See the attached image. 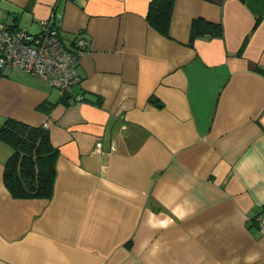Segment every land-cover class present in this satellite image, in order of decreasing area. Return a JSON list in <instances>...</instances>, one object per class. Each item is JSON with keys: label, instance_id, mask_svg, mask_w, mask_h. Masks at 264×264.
Masks as SVG:
<instances>
[{"label": "crops", "instance_id": "1", "mask_svg": "<svg viewBox=\"0 0 264 264\" xmlns=\"http://www.w3.org/2000/svg\"><path fill=\"white\" fill-rule=\"evenodd\" d=\"M150 2L0 0L8 28L86 43L70 94L0 77V127L58 150L50 199H16L0 140V264H264V0H175L168 38Z\"/></svg>", "mask_w": 264, "mask_h": 264}, {"label": "trees", "instance_id": "2", "mask_svg": "<svg viewBox=\"0 0 264 264\" xmlns=\"http://www.w3.org/2000/svg\"><path fill=\"white\" fill-rule=\"evenodd\" d=\"M174 2L151 0L148 7L146 22L165 38L169 37ZM45 24L49 30L58 34L53 22L46 21ZM221 35L220 25L202 19L193 23L191 40L204 36L218 38ZM0 140L12 150L3 171V184L11 196L16 199H50L58 150L51 145L48 131L43 127H32L7 119L0 127Z\"/></svg>", "mask_w": 264, "mask_h": 264}, {"label": "built area", "instance_id": "3", "mask_svg": "<svg viewBox=\"0 0 264 264\" xmlns=\"http://www.w3.org/2000/svg\"><path fill=\"white\" fill-rule=\"evenodd\" d=\"M85 51L86 43L82 39L74 43L72 50L67 49L45 23L37 34L9 29L0 23V77L27 74L61 94H70L80 82L77 69ZM80 100L78 96L72 97L69 103ZM254 224L259 234L264 235V217H256Z\"/></svg>", "mask_w": 264, "mask_h": 264}]
</instances>
